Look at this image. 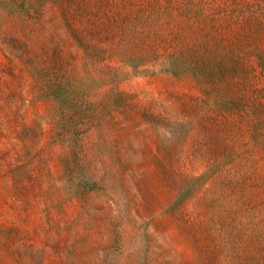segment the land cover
<instances>
[{"label": "rangeland", "instance_id": "1", "mask_svg": "<svg viewBox=\"0 0 264 264\" xmlns=\"http://www.w3.org/2000/svg\"><path fill=\"white\" fill-rule=\"evenodd\" d=\"M0 264H264V0H0Z\"/></svg>", "mask_w": 264, "mask_h": 264}]
</instances>
